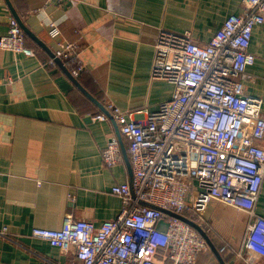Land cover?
Here are the masks:
<instances>
[{
    "label": "crops",
    "instance_id": "crops-1",
    "mask_svg": "<svg viewBox=\"0 0 264 264\" xmlns=\"http://www.w3.org/2000/svg\"><path fill=\"white\" fill-rule=\"evenodd\" d=\"M243 8L242 0H0V36L18 16L46 45L26 33L37 56L0 48V229L7 234L0 235V264H82L32 230L60 228L69 213L97 224L120 214L112 186L132 179L128 140L110 115H94L109 102L155 110L172 95V83L151 76L160 28L190 30L205 44ZM50 21L81 45L88 70L80 85L61 64H43L56 46ZM250 51L256 59L242 74L245 90L264 100V23L253 29ZM112 137L123 160L109 166L103 151ZM256 212L264 216V185ZM205 217L225 264H246L237 252L248 214L213 200ZM196 264L222 262L210 246Z\"/></svg>",
    "mask_w": 264,
    "mask_h": 264
},
{
    "label": "built area",
    "instance_id": "built-area-1",
    "mask_svg": "<svg viewBox=\"0 0 264 264\" xmlns=\"http://www.w3.org/2000/svg\"><path fill=\"white\" fill-rule=\"evenodd\" d=\"M242 2L243 11L229 14L205 44L190 30L159 29L151 76L169 81L174 91L157 109L106 104L128 140L133 170L130 182L112 186L122 198L120 214L97 224L69 213L60 228L33 227L34 236L73 251L82 264H196L210 244L164 209L206 223L218 200L248 214L237 258L256 264L264 255V216L256 212L264 185V100L246 92L242 74L256 59L250 44L255 25L264 23V0ZM49 26L56 46L43 64L56 66L60 59L82 76L88 68L81 45L66 39L58 22ZM0 48L38 55L15 16ZM103 159L109 166L123 160L118 138H110ZM0 235L7 237L5 229Z\"/></svg>",
    "mask_w": 264,
    "mask_h": 264
},
{
    "label": "water",
    "instance_id": "water-1",
    "mask_svg": "<svg viewBox=\"0 0 264 264\" xmlns=\"http://www.w3.org/2000/svg\"><path fill=\"white\" fill-rule=\"evenodd\" d=\"M17 16V15H16ZM20 23V25L22 26V28L25 30L26 33L30 34L33 38H35L42 46L46 47L45 43L42 42V40H40V38H38L24 23L23 21L17 16L16 17ZM53 55V54H52ZM57 63L61 64L63 66V68L65 69V71L67 72V74L70 76V78H72V80H74L77 84H79L77 78L75 76H73L71 74V72L67 69V67L64 66L63 62L60 59H57ZM80 85V84H79ZM104 108V107H103ZM104 111L106 114L110 115L112 117V115L110 114V112L104 108ZM165 212L171 214V215H175L178 216L182 219H184L185 221L189 222L190 224H192L193 226H195L198 231L207 239L208 243L210 244V246L215 250L216 254L218 255L219 259L221 260L222 264H225V262L223 261V258L221 256V253L218 251V249L215 247L214 243L212 242L209 234L207 233V231L202 227V225L200 223H198L197 221L183 215V214H179L176 213L172 210L169 209H164Z\"/></svg>",
    "mask_w": 264,
    "mask_h": 264
},
{
    "label": "trees",
    "instance_id": "trees-1",
    "mask_svg": "<svg viewBox=\"0 0 264 264\" xmlns=\"http://www.w3.org/2000/svg\"><path fill=\"white\" fill-rule=\"evenodd\" d=\"M185 215L187 216V217H190L191 219H193V220H196V221H198V222H200L199 220H198V217L197 216H193V215H191L190 213H185ZM201 225H202V227L207 231V233L210 235V226L207 224V223H200ZM212 251V250H211Z\"/></svg>",
    "mask_w": 264,
    "mask_h": 264
}]
</instances>
